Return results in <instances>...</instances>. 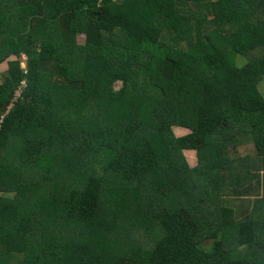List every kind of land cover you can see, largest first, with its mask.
<instances>
[{"label":"trees","instance_id":"1","mask_svg":"<svg viewBox=\"0 0 264 264\" xmlns=\"http://www.w3.org/2000/svg\"><path fill=\"white\" fill-rule=\"evenodd\" d=\"M4 63L0 264H264V0H0Z\"/></svg>","mask_w":264,"mask_h":264},{"label":"rangeland","instance_id":"2","mask_svg":"<svg viewBox=\"0 0 264 264\" xmlns=\"http://www.w3.org/2000/svg\"><path fill=\"white\" fill-rule=\"evenodd\" d=\"M215 1H217V0H215ZM186 5L187 6L184 7L185 10L183 12L186 13V14H189V15L195 14L197 8L196 9L195 8H192L191 7L192 5H190V4H186ZM78 42L80 44H84V42H85V36L84 35H79L78 36ZM262 53L255 52L253 54H249V56H247V57L240 58L239 61H240L241 64H245L247 61H250V60L261 59L262 58V56H261ZM11 60H15V57H12ZM22 68H25V65L24 64H23ZM7 71H8V64L7 63H4L3 65L0 66V80L1 81H3V76H4V74L7 73ZM121 86H122L121 83H118L116 85V88L117 89H120ZM259 87H260V91L264 95V78L262 79ZM174 133H175L176 136L181 137V136H184L185 134H187L188 131H186L184 129H180V128L175 127L174 128ZM251 147L252 146L247 147L246 150L245 149L243 150V152L244 153H250V152L254 153V150ZM185 156L187 158L188 164L191 167H196L198 165V156H197V153L196 152H194V151H186L185 152Z\"/></svg>","mask_w":264,"mask_h":264}]
</instances>
